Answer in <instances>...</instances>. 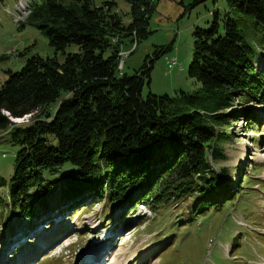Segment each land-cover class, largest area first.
<instances>
[{
    "label": "trees",
    "instance_id": "obj_1",
    "mask_svg": "<svg viewBox=\"0 0 264 264\" xmlns=\"http://www.w3.org/2000/svg\"><path fill=\"white\" fill-rule=\"evenodd\" d=\"M125 1L126 22L111 1L41 0L32 6L27 20L50 46L63 51L74 43L79 51L61 62L33 54L20 69L8 70L0 86V130L19 145L12 175L6 180L0 174V220L8 207L36 218L42 205L51 211L76 204L84 193L125 210L139 202L167 207L173 199L194 198L188 211L194 214L220 207L231 195L213 162L224 158L221 144L230 137L224 128L238 117L234 101H264V63L255 66L264 46L248 37L264 27V0H225L222 19L213 11L208 27L193 29L187 75L198 90L145 96L153 62L172 44L155 46L133 74H119L121 44L151 33L153 9V0ZM241 27L252 30L247 39ZM26 113H33L28 122L9 119ZM242 115L249 124L264 121L252 111Z\"/></svg>",
    "mask_w": 264,
    "mask_h": 264
},
{
    "label": "rangeland",
    "instance_id": "obj_2",
    "mask_svg": "<svg viewBox=\"0 0 264 264\" xmlns=\"http://www.w3.org/2000/svg\"><path fill=\"white\" fill-rule=\"evenodd\" d=\"M92 1L96 6L113 2V10L128 21L125 0ZM191 2L153 0L148 18L151 33L135 42L136 48L129 39L121 44L118 57L122 72L128 75L142 65L146 56H151L155 46L172 44L153 62L149 83L142 87L143 96L147 92L161 95L200 88L187 75L192 31L208 27L213 11L222 19L228 7L225 0H203L189 7ZM40 3L41 0H0V86L8 70L20 69L33 54L56 57L61 62L67 53L79 51L74 43L56 51L46 36L28 22L32 6ZM228 15L234 17L231 12ZM24 17L21 26L14 22ZM241 30L246 39L248 31H252L243 27ZM248 37L264 46V27L259 25L255 37L252 32ZM172 57L176 64L167 69L166 60ZM263 63L264 58L258 54L257 69ZM259 99L238 98L233 103L238 117L224 128L230 136L221 144L224 158L213 162L217 173L224 171L222 181L231 193L220 207L190 213L194 198L185 197L171 200L167 207L139 202L134 209L125 210L109 202L104 204L99 197H84L87 193L70 206L66 202L48 211L42 205L36 218L17 215L8 207L0 220V264H85L89 254L99 255L101 247L108 244L100 264H111L119 252L120 264H264V121L249 124L242 115L252 111L257 119H263L264 101ZM50 143L55 145L56 140ZM18 149L11 134L0 130V174L6 180L12 175ZM244 175L248 180L242 182ZM60 176L61 173L56 178ZM61 192L56 191L55 197L59 198Z\"/></svg>",
    "mask_w": 264,
    "mask_h": 264
},
{
    "label": "bare ground",
    "instance_id": "obj_3",
    "mask_svg": "<svg viewBox=\"0 0 264 264\" xmlns=\"http://www.w3.org/2000/svg\"><path fill=\"white\" fill-rule=\"evenodd\" d=\"M29 10V9H28ZM15 14H16V12H15ZM14 14V15H15ZM14 15H13V17H14ZM28 15V14H27ZM27 17V16H26ZM26 17H24L22 20H19V21H15L14 20V22L18 25V24H20ZM135 43V42H134ZM134 48H136V43H135V47ZM124 56V55H123ZM119 66H117V69H118V67H120V69H121V66H122V68H123V64H122V61L120 60V63L118 64ZM122 70L123 69H121L120 71L118 70V73L119 74H121L122 73ZM109 245V244H108ZM107 245V246H108ZM107 246H102L101 247V251H100V254L99 255H97V253H99V252H96V253H91V254H87L90 258H89V260L88 261H86L85 262V264H100V261L103 259V256H104V254L108 251V249H107ZM93 252V251H92ZM121 256H122V254H121V252H119V253H117V257H114V258H112L111 260H112V262H110L111 264H120V258H121ZM86 257V256H85ZM85 257H83V258H81V260L80 261H83L84 260V258Z\"/></svg>",
    "mask_w": 264,
    "mask_h": 264
},
{
    "label": "water",
    "instance_id": "obj_4",
    "mask_svg": "<svg viewBox=\"0 0 264 264\" xmlns=\"http://www.w3.org/2000/svg\"><path fill=\"white\" fill-rule=\"evenodd\" d=\"M6 114H9L8 112H6ZM31 115V113H26L21 117H11L9 116V119L15 123H23L26 122V118L29 117Z\"/></svg>",
    "mask_w": 264,
    "mask_h": 264
},
{
    "label": "built area",
    "instance_id": "obj_5",
    "mask_svg": "<svg viewBox=\"0 0 264 264\" xmlns=\"http://www.w3.org/2000/svg\"><path fill=\"white\" fill-rule=\"evenodd\" d=\"M130 52H131V51H129L128 53H126V54L124 55V57L127 56ZM175 64H176V59H175V57H172V58H169V59L166 60V68H167V69L172 68Z\"/></svg>",
    "mask_w": 264,
    "mask_h": 264
},
{
    "label": "crops",
    "instance_id": "obj_6",
    "mask_svg": "<svg viewBox=\"0 0 264 264\" xmlns=\"http://www.w3.org/2000/svg\"><path fill=\"white\" fill-rule=\"evenodd\" d=\"M20 54V53H19ZM21 55V54H20Z\"/></svg>",
    "mask_w": 264,
    "mask_h": 264
}]
</instances>
